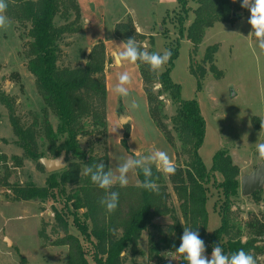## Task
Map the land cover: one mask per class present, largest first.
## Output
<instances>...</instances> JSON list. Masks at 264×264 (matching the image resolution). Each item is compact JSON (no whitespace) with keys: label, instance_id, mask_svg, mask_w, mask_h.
I'll return each mask as SVG.
<instances>
[{"label":"rangeland","instance_id":"1","mask_svg":"<svg viewBox=\"0 0 264 264\" xmlns=\"http://www.w3.org/2000/svg\"><path fill=\"white\" fill-rule=\"evenodd\" d=\"M78 3L82 4L88 14L87 18L92 22L88 27L92 30V37L103 36L104 30L107 29V39L118 38L114 35V26L131 18L136 30L144 35L137 43L143 50L163 54L177 38L180 39L178 57L174 61L170 78L175 84L180 85L183 100H196L199 105L205 120V136L199 154L206 168L211 169L213 157L220 150L227 151L233 163L239 167L240 186L237 197L233 198L231 219L235 228H242L245 241L249 237L246 227L248 221L258 219L264 223V187L259 191V201L252 195L241 194V178L264 163L258 159L257 153V145L264 143V128L258 129L256 126L264 123V53L257 48L255 37L250 34L252 29L247 22L250 12L241 7L235 12L237 17L234 19H230L229 22H218L207 28L201 44L194 49L186 35L182 37L179 35L180 23L177 16L180 11L177 0H102L103 7L100 0H78ZM98 3L100 8L96 10L95 4ZM190 7L195 8L196 4L190 2ZM103 9L107 11L104 14L105 18L103 17L104 22ZM193 17L191 10L184 23L186 29ZM73 18V15L68 19L58 15L55 24L60 26L71 22ZM10 20L9 29L0 31V264H67L68 246L58 243L64 238L65 233L57 227L54 215L55 209L62 210L65 197L24 201L15 195L18 187L28 183L37 187L46 185L50 173L45 168H39L35 160L25 156L17 142L18 138L10 121L6 102L12 103L14 114L24 126L33 125L39 130L44 119H47L53 129H56L58 118L51 108L46 106L36 78L28 68L27 44L31 41L28 36L30 24L11 18ZM84 23L83 17L82 30L65 35L60 42L57 62L60 68L85 66L92 46L87 43ZM214 45L218 49L214 61L216 69L212 70L211 64L203 59L206 49ZM106 58V85L109 71L106 140L110 171L115 174L119 164L129 157L137 156L131 147L136 148L139 145L144 149L140 155L149 154L150 147L153 150H164L170 157L174 152L176 164V150L180 148V143L176 141L175 147L171 146L150 118L143 82L136 64L125 62L123 65L110 68L111 65H115V60L107 50ZM191 63L199 75H201L199 67L205 72L200 90L197 77L190 71ZM107 67L110 70H107ZM163 70L157 72V75ZM125 71L130 74L132 83L128 86L129 96L120 97L113 89L118 83L119 74ZM152 85L155 93L162 89L157 81ZM160 99L163 100L167 116L165 124L175 136L170 118L176 113V105L166 93ZM133 100L139 104L138 109L130 107ZM120 106L122 114L118 113ZM112 110L114 118L108 121V114L112 113ZM124 117L129 122L121 124L120 120ZM127 124L133 125L134 128L130 132L131 146L130 135L126 139V145L122 143L123 137L119 139L120 135L124 136V126ZM113 127L120 128L113 133ZM43 139L42 136L37 140L39 151L43 152L45 157L51 158L47 143ZM103 141L105 136L98 134L80 138L83 148L93 146L95 153L101 156ZM182 160H187V157L182 156L179 161ZM128 178V185L140 184L136 170L130 172ZM216 179L217 182H221L222 176L216 173ZM210 183L206 204L208 233H212L220 226L221 218L217 210L222 199L220 190ZM72 189L68 187L67 192H71ZM169 191L172 194L171 203L178 208L171 185ZM82 211H79V214ZM68 220L69 233L78 236L86 258L91 262L92 245L73 226L71 216H68ZM169 222L171 220L168 217L158 219L154 228L149 227L144 231L139 241L143 255L133 257L130 252H125L123 253L127 257L125 264H156L161 260H168L165 257L168 255L174 257L172 262L178 261L177 256L163 250H159L157 254H149L148 250L149 237L152 236L154 239L153 247L156 243L161 244L165 226ZM258 240L257 245L264 250V237ZM211 252L206 249L205 254L208 258L211 257ZM253 256L257 264H264V251Z\"/></svg>","mask_w":264,"mask_h":264},{"label":"trees","instance_id":"2","mask_svg":"<svg viewBox=\"0 0 264 264\" xmlns=\"http://www.w3.org/2000/svg\"><path fill=\"white\" fill-rule=\"evenodd\" d=\"M190 2L195 3L196 7L191 8ZM241 3L242 0H236L235 3L233 0H177L180 11L177 16L180 37L186 35L196 49L201 44L207 28L237 17L235 12L241 8ZM191 10L194 17L186 29L184 23ZM7 15L14 21L30 24L28 36L31 41L27 44L28 68L36 78L46 106L51 108L58 118L56 129H53L47 119H44L39 130L33 125L24 126L14 114L12 103L7 101L17 142L25 156L35 160L41 169L44 166L39 160L45 155L39 151L37 140L42 136L51 158L60 156L62 152L71 158L67 159L66 169L49 174L46 185L37 187L28 183L18 187L15 195L24 201L65 197L62 210L55 209L54 215L57 227L65 233L58 243L68 246L67 264H125L127 257L123 253L130 252L133 257L143 255L139 248L143 232L157 225L154 223L156 218L166 217L170 218L171 222L165 226L161 244L156 243L153 247L154 239L150 236L148 250L149 254H157L159 250H163L177 256L178 261L171 264H186L183 256L175 252L181 242L184 228L198 231L209 251L219 244L225 254L239 249L252 255L263 253L264 250L257 245L258 239L264 237L263 222L258 219L247 222L249 237L245 241L242 228H235L232 224L233 198L237 197L240 186L239 167L233 163L225 150H220L214 155L213 165L209 170L200 157L199 150L205 136V120L197 101L183 100L180 85L170 78L174 61L178 57L179 38L169 46L171 58L159 75L150 71L147 64L136 63L143 82L150 118L171 146L175 147L176 141L180 143V148L176 150V172L174 175H165L153 166V178L159 187L158 193L144 190L140 184L126 187L115 184L111 190L119 192V205L114 213L109 214L99 203L105 195V190L98 188L89 176L84 175L85 167L96 163H104L105 170H110L106 140L105 42L99 40L91 47L85 66L60 68L57 64L60 42L65 35L82 30L83 16L78 0H10ZM58 15L67 19L73 15L74 18L69 23L57 26L55 18ZM114 35L123 41L134 38L137 43L144 38V35L136 30L131 18L117 23L114 26ZM217 49L216 45L208 47L203 59L211 64L212 70L216 69L214 61ZM190 71L197 77L200 90L204 70L199 67V75L191 63ZM156 81L162 89L155 93L152 84ZM164 93L168 94L176 105V113L170 118L175 136L164 121L167 116L163 100L160 99ZM118 113L122 114L121 106ZM256 126L258 129L261 127L258 124ZM90 134L105 136L102 156L95 153L93 146L82 147L80 138ZM129 135L130 125L127 124L124 126L122 139L124 145ZM182 156H186L187 160L179 161ZM136 173L141 183L143 174L139 170H136ZM216 173L222 176L221 182H217ZM210 182L222 195L217 210L221 223L212 233L207 232L206 210ZM169 185L176 196L178 208L171 203ZM68 187L73 188L69 193ZM252 196L257 201L260 200L259 191ZM81 210L83 211L79 214ZM68 216L73 218V226L92 245L91 262L86 258L78 236L69 233ZM156 264H169V261L161 260Z\"/></svg>","mask_w":264,"mask_h":264},{"label":"clouds","instance_id":"3","mask_svg":"<svg viewBox=\"0 0 264 264\" xmlns=\"http://www.w3.org/2000/svg\"><path fill=\"white\" fill-rule=\"evenodd\" d=\"M236 0H233L235 3ZM10 0H0V31H7L11 26V20L7 15ZM241 7L250 12L248 24L251 26V35L255 37L256 46L261 53H264V0H242ZM122 50L114 52V60L117 65L125 62L136 64L137 62L147 64L150 71L159 72L171 58V51L148 52L142 50L134 38H129L122 44ZM132 83L130 74L125 71L119 74L118 83L113 91L120 97L129 96V85ZM130 107L138 109L139 104L132 101ZM126 117L121 118L120 123H128ZM120 127H113V133ZM264 123H261V129ZM258 159L264 161V143L257 145ZM153 166L165 175H174L176 165L164 150H154L147 155H137L129 157L119 164L114 174L105 170L104 163L88 165L84 169V175L89 176L91 182L98 188L105 190V195L100 199V205L107 213H114L119 205V192L111 189L115 184L126 187L129 183L128 174L134 170H139L143 174V181L140 187L149 192H159V187L153 178ZM181 242L175 252L183 256L186 264H257L256 258L243 249H239L231 254H225L223 248L218 244L213 246L211 257L206 256L205 242L200 238L199 232L193 229L184 228L180 238ZM169 253V252H168ZM169 264L174 260L171 255L165 256Z\"/></svg>","mask_w":264,"mask_h":264},{"label":"water","instance_id":"4","mask_svg":"<svg viewBox=\"0 0 264 264\" xmlns=\"http://www.w3.org/2000/svg\"><path fill=\"white\" fill-rule=\"evenodd\" d=\"M68 156L62 152L55 158L43 157L39 162L44 166L48 173H54L66 169ZM264 187V163L258 165L251 173L241 178V194L251 196L262 190Z\"/></svg>","mask_w":264,"mask_h":264},{"label":"crops","instance_id":"5","mask_svg":"<svg viewBox=\"0 0 264 264\" xmlns=\"http://www.w3.org/2000/svg\"><path fill=\"white\" fill-rule=\"evenodd\" d=\"M101 1V4H102V6L101 7H103V3H102V0H100ZM91 4V6H94L93 5V3H90ZM100 3H98V4H95V5H97V7H96V10H99V8H100V5H99ZM79 5H80V8H81V12H82V16L84 17V19H85V25H84V27H85V31H86V33H87V43H88V45L89 46H93L98 40H103L104 42H105V46H106V50H107V53L109 54V53H111V55L114 57V52H116V51H120V50H122V43L124 42L121 38H112V39H107L106 38V31H107V29H105L104 31H105V34L103 35V36H94V37H92V34H91V28H89L88 29V27H90V25H91V21L87 18V16H88V14H87V12L85 11V9H84V7L82 6V4L81 3H79ZM90 6V5H89ZM94 10V7H92V12H94L93 11ZM107 13V11H105V9H103V15H102V19H103V22H104V18H105V16H104V14H106ZM104 17V18H103ZM103 26H104V28H105V24H103ZM118 65L115 63V65H111L110 66V68L111 67H117ZM136 66H137V64H136ZM109 69V67H107V70ZM137 69H138V67H137ZM110 70V69H109ZM109 72V71H108ZM107 72V93H108V89H109V73ZM107 97H108V94H107ZM125 111H126V109H125ZM113 119L114 118V111L112 110V113H110V114H108V121H109V119ZM134 128H133V125L132 126H130V132L133 130ZM157 129V128H156ZM158 130V129H157ZM123 136L122 135H120V137H119V139H121ZM167 142V141H166ZM129 144H130V146H131V144H132V138H131V135H130V138H129ZM132 148V150L133 151H135L136 152V154L137 155H140L143 151H144V149H143V146L142 145H139L138 147H136V148H134V147H131ZM151 148V151L150 152H152V151H154L153 149H152V147H150ZM155 150H157V149H155ZM149 152V153H150ZM171 159L173 160V162L175 163V161H176V157H175V154H174V152H173V155L171 156ZM136 185H138V184H136ZM157 220L158 219H161V218H156ZM155 219V221H154V223H156L157 222V220Z\"/></svg>","mask_w":264,"mask_h":264}]
</instances>
